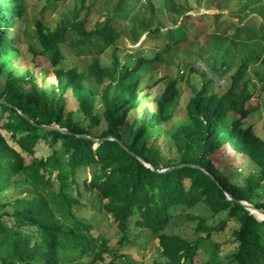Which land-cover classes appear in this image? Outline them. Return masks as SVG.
<instances>
[{
    "label": "trees",
    "instance_id": "obj_1",
    "mask_svg": "<svg viewBox=\"0 0 264 264\" xmlns=\"http://www.w3.org/2000/svg\"><path fill=\"white\" fill-rule=\"evenodd\" d=\"M34 1L42 4L33 18L34 29L24 38L36 40V48L28 49L32 63L44 67L39 72L15 66L21 58L19 33L27 32ZM146 1L155 18L153 0ZM232 1L237 9L231 14L238 17L239 25L224 24L228 16L221 12L193 17L187 15V8L176 10L175 1L160 6L166 23L176 28L163 32L165 26L156 23L151 29V20L142 19L143 32L158 45L149 57L136 56L129 66L120 64L117 46L125 34L123 26L128 25L127 14L136 11L141 0H131V5L128 0H0V99L7 104L0 103V264H62L61 252L77 253L75 259H84L81 264H100L104 253L111 255L109 264L118 260L126 264L124 255L112 252L102 237L91 235V225L82 217L83 194L103 202L119 248L128 242L130 223L156 236L163 260L153 264H219V245L212 235L223 232L230 221L237 223L231 233L236 247L227 263L264 264V221L223 194L264 209L259 192L264 189V137L261 127L245 122L256 112L250 107L252 97L264 94V0ZM98 4L105 10L95 16ZM52 13L59 14L57 22ZM246 15L263 20L258 26L242 25L241 16ZM128 32L133 34V27ZM108 49L111 61L101 64L99 57ZM176 50L182 52L183 65L190 59L193 64L201 60L205 70L200 73V87L191 86L183 118L172 114L171 104L180 94L174 80L159 91L140 95V70L159 65ZM50 71L57 83L44 85ZM219 82L224 85L221 90L216 89ZM148 96L151 104L143 105ZM70 103L76 108L70 109ZM126 119L132 120L129 143L121 130ZM29 121L58 126L73 135L45 131ZM169 125L176 159L162 163L152 140ZM1 131L32 157L28 164ZM76 134L104 140L95 143ZM107 137L120 141L156 170L197 165L215 181L189 166L153 171ZM40 140L52 150L46 158L34 157ZM225 146L242 157V166L247 161L256 171L240 182L232 181L234 170L226 172L216 163ZM80 172L89 178L80 181ZM199 208L208 217L225 213L226 218L208 225L207 217L193 214ZM182 214L195 224L192 241L165 233L173 216ZM200 249L208 252L210 260L194 261Z\"/></svg>",
    "mask_w": 264,
    "mask_h": 264
},
{
    "label": "rangeland",
    "instance_id": "obj_2",
    "mask_svg": "<svg viewBox=\"0 0 264 264\" xmlns=\"http://www.w3.org/2000/svg\"><path fill=\"white\" fill-rule=\"evenodd\" d=\"M175 1L176 3V10H181L183 8L189 9V12L187 15H191L193 17L207 14L212 16L213 14L217 13H223L224 15L228 16L226 20H224V24L227 23H235L239 25L238 17L235 15H232L231 12L235 11L237 9V2L232 0H153V3L155 5V18H152L150 15V12L147 10V1L141 0V5L136 9L134 12H129L127 15L129 17L127 24L123 26L125 34L123 37H121L118 41L117 46V53L119 55L118 59L121 65H129L132 66L134 63V57L136 56H144L149 57L154 52V45H158L157 41H153L152 37H150V34H146V32H143V28L140 26V22L144 18H149L151 20V29H153V26L156 25V23L159 24L160 27L163 25L165 26L163 28V32L166 30L176 27L172 26V23H166V14L162 11L163 9H159L160 6H164V4H171ZM42 2L34 1L32 3V7L30 8L29 13V22L27 23V32L23 31V35L19 33L20 40L22 42L18 44V48L21 51V58L20 61H18L15 66L19 68V66H25L28 69H31L35 72H39L41 68L40 66H35L32 63V54L30 50L28 49V46L33 45L36 48V40L34 38H24L25 34H31L33 27V18L38 15L39 7L41 6ZM128 4L131 5V0H128ZM114 5H110L109 9L107 11V15H109L110 12H112L111 8ZM162 6V7H163ZM219 6V8H218ZM165 7V6H164ZM221 9V10H219ZM105 10V8L102 9V5L98 4L97 9L95 10L94 14L95 16H98L100 13H102ZM69 13V12H68ZM51 14H49L50 16ZM59 14L58 13H52L51 18L56 20L58 19ZM99 20L102 21L104 17L99 16ZM152 18V19H151ZM243 19L241 21L242 25L247 26H258L263 19L260 18V16L257 15H246L241 16ZM134 19V20H132ZM231 20V22H230ZM223 24V25H224ZM162 25V26H161ZM133 27V34L132 32H128V28ZM222 27V26H221ZM208 31V30H207ZM136 42H134V41ZM152 46V47H151ZM208 50H204V53ZM111 50L108 49L105 53V55L99 57V61L101 64H109L111 61V57L109 56ZM174 55H167L165 56L160 64H155L152 66H144L139 73L140 76V95L141 97L148 92L151 91H159L161 87H165L169 82L175 81L176 86L178 87L180 94L178 98L176 99V102H173L171 104L172 108V114L175 116V118H183V109L186 105L188 99L192 96L191 93V86H198L200 87V81L202 79V76L200 75L201 72H205L203 62L197 61L196 64L192 63V59L187 60L188 64L183 65L182 61L184 60L182 57V52L176 50L174 52ZM147 59V58H146ZM197 69L200 68L198 73L191 74L190 69ZM47 69V68H46ZM252 80L254 77H251ZM42 82V81H41ZM48 83L56 84V78L54 74L50 71V73L45 78V84ZM221 84L216 89H222L223 83L219 82ZM43 84V82H42ZM151 100L150 97H146L143 100V105H150ZM70 109H75L76 105L73 103H70L68 106ZM250 107H255L256 112L251 115L250 118H248L245 122L247 124H253L256 127H261L264 137V94H256L252 97L250 102ZM140 109H137L136 117L138 118L140 114ZM76 118L78 116H75ZM132 120L126 119L124 124L121 127V130L123 134H125V140L127 143H129L133 136V129L131 128ZM171 126L166 130H161L158 135H156V140H152L153 142V148L156 149L157 158L162 163H166L169 159H176V150L174 149V144L172 139L169 137V134L171 133ZM2 135L4 136L5 140L16 151L20 152L21 155L24 158V162L28 164L31 160V156L27 155L26 153L22 152L19 149V146L17 143L11 139L10 134L1 131ZM52 150L47 145V143L43 140H40L34 148V157L36 158H46L51 154ZM220 162V163H219ZM217 165L221 164L226 167V172L229 171L232 172L234 170V176H232V181H238L240 182L246 175L254 173L256 169L249 165L247 161H244L242 166V157L240 155H236L234 152H232L227 146L222 148L220 150L219 155H217ZM249 166V167H247ZM221 169V168H219ZM243 170V172H242ZM241 172V174L236 175L235 172ZM88 173V172H86ZM85 172H80L79 174V180L82 181L85 178H89L88 176L84 175ZM57 186L54 185V191L56 190ZM262 194V200L264 201V189L259 190ZM85 193V192H84ZM14 197H17L18 194L12 193ZM8 195H10V192H8ZM82 202L86 203V207L84 208V211L82 212L83 219L88 222L91 225V235L93 237H102L104 241L106 242L107 247L112 251L116 252L117 254L124 255V260L126 264H153V262H159L162 261L163 258L161 257V249L158 244V239L156 236H153L151 234L142 233L139 229L135 228L133 223H130L128 228V235L127 239L128 242L122 247L119 248L117 241V233L114 228V224L112 223V218L109 214H107L103 209V202L99 203L98 199L95 195L87 196L86 194H83L82 196ZM204 210L199 208L197 210H194V215H203L204 217H207L208 225H216L220 220H223L226 218L225 213L217 215L215 218L208 217L209 214L205 215ZM194 222H190L186 220L185 214L182 215H176L173 216L171 219L169 225L165 229L166 234L176 235L179 236L187 241H192L195 238L194 235ZM237 227V223L235 221L228 222L226 228L223 232L220 233H214L212 235V241L219 245V248L217 250V262L219 264H228L227 263V257L232 253V251L235 249L236 245L232 243L231 240V233L232 231ZM209 250L211 248L209 247ZM208 252L204 249H200L197 252V257L195 258V262L198 260L201 262H206L209 259ZM61 259H63L62 264H81L84 263V259L77 260L78 256L77 253L71 252V253H64L61 252L60 254ZM77 258V259H75ZM77 260V261H76ZM76 261V262H75ZM111 261V255L108 253L103 254V261L100 264H109ZM120 260L116 261L115 264H118Z\"/></svg>",
    "mask_w": 264,
    "mask_h": 264
},
{
    "label": "water",
    "instance_id": "obj_3",
    "mask_svg": "<svg viewBox=\"0 0 264 264\" xmlns=\"http://www.w3.org/2000/svg\"><path fill=\"white\" fill-rule=\"evenodd\" d=\"M0 103L2 104H6V102H4L2 99H0ZM23 115V114H22ZM25 118L26 116L23 115ZM27 119V118H26ZM34 127H37V128H40L42 130H45V131H57V132H60L62 134H66V135H73L71 132H69L68 130L66 129H63V128H59L58 126H46V125H37L36 123L32 122V121H29ZM76 137L78 138H82V139H85V140H90V141H93L95 143H98V142H101L103 141L104 139H93V138H90L89 136L87 135H84V134H76ZM106 139L108 140H114L116 141L122 148H124V146L120 143V141H118L117 139L115 138H112V137H107ZM126 149V148H124ZM126 151L132 155V156H135L134 153L128 151L126 149ZM136 157V156H135ZM145 167L153 170V171H156V172H166V171H169V170H172L174 168H179V167H186V166H189V167H193V168H197V169H201L204 173H206L213 181H215V178L213 176H211L208 172H206L204 169L200 168L199 166L197 165H191V164H182L180 166H176L174 168H169V169H163V170H156L151 164L147 163L145 160H143L142 158H139V157H136ZM216 184L218 185V187L220 189L221 186L218 182H216ZM223 194L225 195V197L230 200V201H233L234 203L240 205L243 209H245L249 215L253 216L256 218V220L258 221H264V209L262 208H257L255 207L254 205L248 203V202H244V201H239V200H236L234 199L230 194H228L226 191H223Z\"/></svg>",
    "mask_w": 264,
    "mask_h": 264
}]
</instances>
